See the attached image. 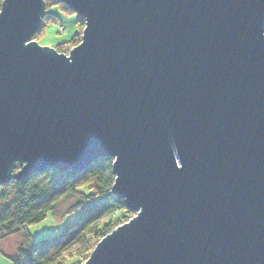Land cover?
<instances>
[{"label":"water","instance_id":"obj_1","mask_svg":"<svg viewBox=\"0 0 264 264\" xmlns=\"http://www.w3.org/2000/svg\"><path fill=\"white\" fill-rule=\"evenodd\" d=\"M57 1L68 53L1 3L0 183L111 157L135 212L81 264H264V0Z\"/></svg>","mask_w":264,"mask_h":264},{"label":"trees","instance_id":"obj_2","mask_svg":"<svg viewBox=\"0 0 264 264\" xmlns=\"http://www.w3.org/2000/svg\"><path fill=\"white\" fill-rule=\"evenodd\" d=\"M43 1L44 14L31 38L35 40L46 23L58 20L55 13L47 10L56 5L63 12L75 14V33L53 47L68 53L70 47L80 41L84 19L61 1ZM111 163V157H100L80 172H58L49 168L24 180L12 178L0 183V232L9 236L22 231L26 236V242L9 255L11 264H81L102 236L134 214V210L125 206L123 198L111 191L114 179ZM40 175L46 178L37 181ZM59 175L69 180L65 194L74 199L67 209L72 217L53 235L33 240L27 232L28 225L42 220L49 211L54 212L59 199L55 195L57 187L50 183Z\"/></svg>","mask_w":264,"mask_h":264},{"label":"rangeland","instance_id":"obj_3","mask_svg":"<svg viewBox=\"0 0 264 264\" xmlns=\"http://www.w3.org/2000/svg\"><path fill=\"white\" fill-rule=\"evenodd\" d=\"M47 10L55 13L58 16V20L46 23L42 32L35 39V41L39 45L54 47L57 43L67 41L75 33L77 29L75 14L63 12L59 10L56 5H52ZM44 178H46V175H40L36 178V180L38 181ZM68 181L67 176L59 175L55 181L50 183V186L53 185V187H57L55 195L59 200L54 212L49 211L42 220L28 225L27 232L33 240L53 235L72 217V215L67 214L68 207L74 203V199L66 197L65 194ZM25 237L26 236L22 231H17L9 236L0 232V264H11L9 255L14 254L17 247L26 242ZM61 244L62 242H60L58 246H61ZM54 252L55 249L52 253Z\"/></svg>","mask_w":264,"mask_h":264},{"label":"snow or ice","instance_id":"obj_4","mask_svg":"<svg viewBox=\"0 0 264 264\" xmlns=\"http://www.w3.org/2000/svg\"><path fill=\"white\" fill-rule=\"evenodd\" d=\"M0 2H3V0H0Z\"/></svg>","mask_w":264,"mask_h":264}]
</instances>
